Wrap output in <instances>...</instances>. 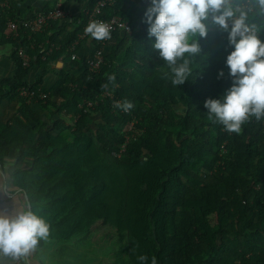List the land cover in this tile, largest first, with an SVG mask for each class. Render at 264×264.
Masks as SVG:
<instances>
[{
  "label": "trees",
  "instance_id": "1",
  "mask_svg": "<svg viewBox=\"0 0 264 264\" xmlns=\"http://www.w3.org/2000/svg\"><path fill=\"white\" fill-rule=\"evenodd\" d=\"M98 1L42 0L38 9L29 0H0V47L12 49L15 64V75L0 84V104L18 105L15 119L0 123V161L30 160V169L11 177L48 226L45 239L76 249L84 233L111 220L124 242L118 264H140L141 255L145 264L153 256L157 264H264V117L250 116L239 134L229 133L204 107L232 86L227 34L209 21L206 38L190 36L201 52L185 54L191 76L173 86L171 69L152 47L155 37L148 38L151 0H114L101 16H115L129 30L111 31L105 44L91 36L74 44ZM60 2L64 10L77 5L78 13L39 33L18 27L11 36L9 20L18 25ZM229 6L264 43L258 0ZM99 50L102 63L92 71L87 63ZM19 51L29 59L25 66ZM34 69L39 75L27 81ZM51 71L56 81L47 88ZM125 100L130 111L114 106Z\"/></svg>",
  "mask_w": 264,
  "mask_h": 264
},
{
  "label": "clouds",
  "instance_id": "2",
  "mask_svg": "<svg viewBox=\"0 0 264 264\" xmlns=\"http://www.w3.org/2000/svg\"><path fill=\"white\" fill-rule=\"evenodd\" d=\"M258 2L264 8V0ZM209 21L227 34L229 46L234 49L226 58L232 86L221 98L207 99L204 107L210 121L222 124L229 133L239 134L250 116L257 120L264 117V43L245 23L244 15L237 18L229 0H151L144 22L149 25V40L155 37L152 47L171 69L172 85L179 86L191 76L185 54L195 56L201 52L198 40L190 43L189 37L206 38ZM85 33L96 41L111 39V29L102 21H91ZM222 76L221 71L219 77ZM114 106L125 112L133 108L127 100L115 102ZM47 233L45 222L31 212L0 215V251L5 255H26ZM138 260L145 264L148 257L141 255ZM151 264H157L155 256Z\"/></svg>",
  "mask_w": 264,
  "mask_h": 264
},
{
  "label": "crops",
  "instance_id": "3",
  "mask_svg": "<svg viewBox=\"0 0 264 264\" xmlns=\"http://www.w3.org/2000/svg\"><path fill=\"white\" fill-rule=\"evenodd\" d=\"M42 0H29V5L41 9L42 8ZM61 3V2H60ZM67 13L70 14V17L75 13H78L79 9L77 5L63 4ZM27 16V15H26ZM71 30V27L67 29V31ZM90 37V36H89ZM89 40V39H88ZM90 51L89 43L83 45V47L79 50L77 58L81 60H86L85 57ZM12 53V49L9 47H0V84L3 80L12 78L15 75V64L12 62L10 55ZM58 63V62H57ZM56 63V64H57ZM57 68L55 65V69ZM82 70H84V66H81L79 69L75 71V73L79 74ZM39 75V70L34 69L33 73L27 76V81H33ZM55 73L53 71L49 72L44 76L42 84H44L47 88L52 86L55 82ZM18 115V105L16 103L11 102L9 99H5L0 104V123L1 124H10L13 119ZM31 168L30 160H26L23 163H17L14 159L10 157H4L0 161V215L14 216L21 212H28L26 200L23 191L21 188L17 187L13 179L11 177L12 173L17 170H28ZM103 224V223H102ZM96 230V229H95ZM94 230V231H95ZM38 242L42 244V247H49V252H58L59 258L62 257L64 259L65 251L68 252L66 255L69 259H66L64 264H96L101 262L100 257L97 254H90L87 251L82 249V246L77 245L76 249H71L69 245L64 243H56L44 238H38ZM81 242V241H80ZM79 242V243H80ZM41 247V248H42ZM41 248H37L36 246L29 250L26 255L21 256L22 260L26 264H42L38 257V250ZM64 251V252H63ZM48 263L50 259L46 260ZM0 264H12V258L8 255L0 254ZM63 264V263H62Z\"/></svg>",
  "mask_w": 264,
  "mask_h": 264
},
{
  "label": "built area",
  "instance_id": "4",
  "mask_svg": "<svg viewBox=\"0 0 264 264\" xmlns=\"http://www.w3.org/2000/svg\"><path fill=\"white\" fill-rule=\"evenodd\" d=\"M114 0H100L98 1V3L95 5L94 9L89 12V16H88V20H87V25L91 22V21H102L106 24L109 25L111 31L114 30H122V31H128L129 27L126 23L122 22L119 18L117 17H111L109 19H104L101 15V9L105 6H107L108 4L113 3ZM0 6H3L2 3H0ZM69 18V13H67V11H65L61 5V3L56 4V6L48 11L45 14H39L36 17L26 20L25 22H19L18 25L16 24L15 21H8L7 22V29L9 30V32L11 33V36H17V32L16 29L19 27H23L26 30L29 31L30 34H35V33H39L42 31V29L47 25L48 22H53V21H58V20H63ZM122 25H124V27H121ZM18 28V29H19ZM86 29V28H85ZM85 29L83 31V33L78 35V39L76 40V42L74 44H78V41L80 40H84V39H88L89 35H87L85 33ZM105 44V41L102 43ZM74 46H72V50H73ZM19 54L21 56V59L23 61V66L27 65L29 59L27 58V56H25L21 51H19ZM74 58H76V54L74 53L72 55V60H74ZM102 51L99 50L95 53L93 60H89L88 61V66L89 69L92 71H96L99 69L100 64L102 63ZM25 89H21L20 90V94L25 96V97H31V93L30 92H26L24 91ZM33 95V94H32ZM40 97H46V95H40ZM1 255H5L2 251H0ZM12 258V264H25L22 260V257H13L11 255H8Z\"/></svg>",
  "mask_w": 264,
  "mask_h": 264
},
{
  "label": "rangeland",
  "instance_id": "5",
  "mask_svg": "<svg viewBox=\"0 0 264 264\" xmlns=\"http://www.w3.org/2000/svg\"><path fill=\"white\" fill-rule=\"evenodd\" d=\"M103 223V224H102ZM96 229V230H95ZM95 230V231H94ZM79 238L77 244L82 246V249L90 254H97L101 262L96 264H118L122 255V247L124 242L121 237L115 233V224L111 220H105L97 224L93 230L86 232ZM81 241V242H80ZM80 242V243H79ZM49 247H42L38 250V257L42 264H64L66 259H69L65 251L63 260L59 258L58 252H49ZM64 252V251H63ZM50 259L49 263L46 261Z\"/></svg>",
  "mask_w": 264,
  "mask_h": 264
},
{
  "label": "water",
  "instance_id": "6",
  "mask_svg": "<svg viewBox=\"0 0 264 264\" xmlns=\"http://www.w3.org/2000/svg\"><path fill=\"white\" fill-rule=\"evenodd\" d=\"M62 66V63L61 62H58L56 64V67L57 68H60ZM23 194H24V197H25V200H26V205H27V210L28 212H31V206H30V203H29V200H28V196L25 192L21 191Z\"/></svg>",
  "mask_w": 264,
  "mask_h": 264
},
{
  "label": "bare ground",
  "instance_id": "7",
  "mask_svg": "<svg viewBox=\"0 0 264 264\" xmlns=\"http://www.w3.org/2000/svg\"><path fill=\"white\" fill-rule=\"evenodd\" d=\"M32 98V97H31ZM44 98V97H43ZM42 97H40V99H43ZM24 192V191H23ZM29 200V199H28Z\"/></svg>",
  "mask_w": 264,
  "mask_h": 264
}]
</instances>
